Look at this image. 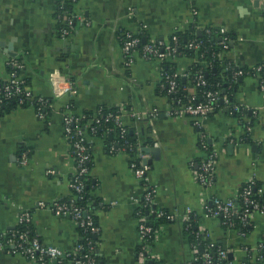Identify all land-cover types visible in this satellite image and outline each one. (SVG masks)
Masks as SVG:
<instances>
[{"label":"crops","instance_id":"crops-1","mask_svg":"<svg viewBox=\"0 0 264 264\" xmlns=\"http://www.w3.org/2000/svg\"><path fill=\"white\" fill-rule=\"evenodd\" d=\"M56 12L57 0H0V82L9 78L7 62L20 57L25 64L21 80L35 96L53 100L46 120H38L33 108L0 115V244L18 218L29 213L42 244L75 248L80 236L75 222L38 203L74 198L69 189L74 161L63 126L66 107L79 116L104 106L119 109L124 124L135 129L138 153L150 161L155 207L176 217L154 227L149 264H195L187 220L197 224L206 251L233 253L231 264H264L258 254L264 215L255 213L245 233L208 216L204 205L211 207V197L237 203L252 180L264 192V92L253 75L264 65V0H80L67 10L75 26L65 39L58 34ZM192 24L230 36L223 58L241 69L234 74L239 86L233 96L241 118L228 113L227 97L199 125L172 116V103L161 92L162 64L136 53L133 66L125 67L119 32L166 41ZM168 62L185 76L194 60L182 56ZM69 86L75 95L63 92ZM188 90L195 92L192 85ZM203 136L217 155L214 184L205 197L195 178L205 156ZM111 140L87 135L85 140L91 154L87 190L90 199L99 201L94 209L100 228L97 254L101 264H140L141 219L149 226L160 220L148 211L141 214V183L128 157L111 150ZM22 152L28 153L27 166L19 163ZM0 264L34 263L1 251Z\"/></svg>","mask_w":264,"mask_h":264},{"label":"built area","instance_id":"built-area-1","mask_svg":"<svg viewBox=\"0 0 264 264\" xmlns=\"http://www.w3.org/2000/svg\"><path fill=\"white\" fill-rule=\"evenodd\" d=\"M72 1L78 3L80 0ZM65 23L67 28L63 30L60 35L63 39L69 37L74 29V21L72 18H65ZM210 29L211 28L206 29L208 34L211 33ZM139 34L141 35L142 33ZM219 34L220 42L224 51L229 50L230 39L226 34V31L220 30ZM136 35L138 34L131 31H124L121 34V39L119 40L121 42L120 44L124 57V65L127 68L133 66L135 60L134 56L137 53V47L141 42L140 38L135 37ZM162 45V42L157 43V41H150V43L143 47L140 56L147 61H157L161 64L168 59H173L177 53L176 48L171 50V52L164 53L159 51V46ZM223 55L224 54H221L220 58H223ZM24 65V61L18 62L16 58H12L7 62V66L12 69V72H9L8 79L0 82V113L7 106L9 100L16 98L18 99V105L21 106L25 102L24 99L28 98L32 100L30 101V105L31 108L34 109L37 119L46 120L43 108L46 107L47 101L43 97H35L32 90L25 85V81L21 80L19 77V72L24 68ZM178 75L179 74H163L169 88V95L173 94L178 88V81L176 79ZM253 75L258 80L259 89L264 92V66L257 67L255 71H253ZM199 80L200 85L204 86L206 84L202 80V77H200ZM54 87L56 92L59 94L58 86L55 82ZM63 92L75 95V90L72 86L64 88ZM35 98H37L36 102ZM194 98L195 97L192 99ZM218 100V92H209L205 95L204 100L174 108L171 111V115L181 118H190L196 125H199L202 120L214 112ZM36 105L38 106L36 107ZM82 117L83 116L81 115L77 116L74 114L70 105L66 107L63 116L64 133L68 140L71 155L74 161V171L69 182V189L74 198L68 203L55 202L53 204H46L44 202H40L38 203V207L49 209L56 215L72 219L78 226L83 236L80 237V240L76 244L75 248L69 251L46 246L41 243L37 235L30 237V232L28 230L22 231L20 229L23 226L32 225L31 214L23 213L18 218L16 228L11 231V233L5 237L4 241L0 244V252L3 251L7 254L22 256L34 264H100L99 258H97L100 228L94 219V212H92L88 207L80 206L77 203V199L80 198L79 194H81L84 190V182L85 178L89 175V164L91 162V154L85 142L86 134L82 128L76 127ZM136 119L140 120L141 116L137 115ZM115 122L116 126L121 130V138H124L126 135V129L124 127L125 124L123 122L122 115H117L115 117ZM97 123H99L98 120ZM87 128H90L92 133L96 132V127ZM201 146L205 152V156L199 164L195 178L202 190L203 196L205 197L204 193L209 191L214 184L217 155L215 152L209 150L204 136L201 139ZM111 150L128 157L129 168L134 177L141 183L143 189V198L140 207L141 210L147 209L150 215H155L161 221H175V216L167 215L161 210H157L155 207V189L149 183V164L145 163V161H148L146 160V156L138 153L136 158L131 157V155L127 154L126 147H123L122 149L112 148ZM28 158V153L22 152L19 160L20 165L27 166ZM254 191H256V193ZM262 197L264 198L263 190L257 189L256 182L252 180L239 193V204L235 203L233 200L224 201L217 197H211V207L207 206L206 203L204 205L207 215L212 218L220 219L225 226L234 228V219L237 218L241 221L242 225L246 227L249 225L250 220L255 213L264 215V202L259 201ZM186 228L187 232L191 230L192 225L190 220H187ZM139 230L141 243L138 250V259L140 264H147L153 259L151 245L157 236L158 230L153 226L147 225L144 218L141 219ZM87 233H90L93 238L88 239L85 235ZM195 235L198 239L197 241L202 238V235L197 231ZM83 242H86L85 247ZM198 243L199 242H195L193 244L194 260L197 261L202 259L205 264H215L208 251L203 250L202 256H199L201 248ZM258 254L259 258L264 260V242L260 244ZM227 259L228 252L220 250L218 252L217 261L221 262Z\"/></svg>","mask_w":264,"mask_h":264},{"label":"trees","instance_id":"trees-1","mask_svg":"<svg viewBox=\"0 0 264 264\" xmlns=\"http://www.w3.org/2000/svg\"><path fill=\"white\" fill-rule=\"evenodd\" d=\"M75 2L72 0H57V12H56V19H57V31L58 34L61 35V32L67 28L65 23V18H69V12L67 10L72 9L75 6ZM75 26V22H74ZM211 33L208 34L206 30L201 31V35H198V30L196 24H192L189 26L187 30L184 31H177L175 32L168 40L166 41H157V43L162 42L163 45L159 46L160 52H171L176 48L177 53L175 58H179L182 56H186L190 59H193L194 62L188 71L185 73V76L178 75L176 78L178 81V88L173 94H168V86L165 77H163V82L161 84V92L162 94L168 96L170 102L172 103L173 109L178 108L182 105H187L192 102H199L204 100L205 95L209 92H218L219 100L217 102V106L215 110H218L219 106L222 103L221 98L227 97L229 100L228 105V113L234 114L237 118H241L242 111L234 109V92L236 88L239 86V77L235 78L234 74L241 69L238 68L233 62L227 60V58H220L221 54H224L223 46L220 42V34L219 31L216 29H210ZM125 31V30H124ZM119 32L118 38L121 39V34L124 32ZM135 37L140 38L141 42L137 47V53H141L143 47L150 43V40L146 37L145 33L141 35L138 34ZM230 37V36H229ZM146 39V43L143 44L142 40ZM231 39V38H229ZM120 42V41H119ZM121 43V42H120ZM230 44V42H229ZM198 46V48H197ZM230 46V45H229ZM18 62H22L23 60L19 57L16 58ZM171 60V59H170ZM264 66V65H263ZM161 69L164 75H174L178 74L175 64H172L166 60L162 63ZM9 72H12V69L8 67ZM200 77L206 83L204 86L200 85ZM25 85L28 86V82H25ZM193 86L195 88V92L192 94L189 89V86ZM41 97V96H35ZM195 97L194 99H192ZM35 98V102L37 100ZM47 105L43 108V112L46 115V119L49 118L52 111V99H46ZM24 104L21 106L18 105V99H11L9 100L7 106L4 110L0 113L2 115L4 112H8L11 109L15 108H31L30 99L25 98ZM34 102V103H35ZM72 105V104H71ZM38 105H36L37 107ZM100 112V113H99ZM117 115H122L119 109L116 108H106L104 106L99 107L94 112H85L79 123L76 127L82 128L85 134L91 138H101L108 136L112 137L111 140V147L116 149H122L123 147L127 148V154L131 155V157L136 158L139 152V146L137 141V134L134 128H130L129 126H124L126 129V135L124 138H121V130L116 126L115 117ZM78 116V115H77ZM97 120L99 123H97ZM87 127H96V132L92 133L90 128ZM91 167V162L89 164V168ZM85 187L81 194H79L80 198L78 200V204L83 207H88L92 212H94L95 203L99 201H95L90 199L87 186L89 184L88 176L85 178ZM257 187V186H256ZM256 193V191H254ZM259 201L264 202V198H260ZM61 203H68V200L61 201ZM239 204V202H237ZM141 214L144 215L147 213V209L140 210ZM96 221V217H94ZM160 222L155 219L153 222V227L157 226ZM192 228L190 231L186 232L187 237L189 238L190 242H199V247L203 250L206 249V243L203 238H200L197 241V237L195 235L197 224L195 221H191ZM234 227L238 231H242L247 233L249 231V227H244L241 221L237 218L234 219ZM22 231H29L30 237L34 234L32 225L30 226H23L20 228ZM79 240L80 237L83 236L81 231L79 230ZM88 239H92V235L90 233L85 234ZM79 242V241H78ZM84 247L86 246V242H83ZM212 256L215 264H231V261L228 259L225 261H217L218 252L216 249H212L208 251ZM199 256H202V252L199 253ZM98 258V257H97ZM100 262V261H99ZM195 264H205L202 259L197 260L194 262ZM101 264V263H100ZM149 264V263H147Z\"/></svg>","mask_w":264,"mask_h":264},{"label":"water","instance_id":"water-1","mask_svg":"<svg viewBox=\"0 0 264 264\" xmlns=\"http://www.w3.org/2000/svg\"><path fill=\"white\" fill-rule=\"evenodd\" d=\"M201 34H202L201 31H199V32H198V35L200 36ZM142 42H143V44H145L147 41H146V39L144 38V39L142 40ZM221 142H224V141L221 140ZM145 163H146V164H150V161H145ZM201 251H203L202 248H201ZM233 257H234V254H233V253H228V260H232Z\"/></svg>","mask_w":264,"mask_h":264}]
</instances>
